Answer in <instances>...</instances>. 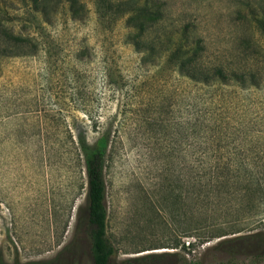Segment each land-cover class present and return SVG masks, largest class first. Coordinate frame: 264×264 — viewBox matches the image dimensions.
<instances>
[{
  "label": "rangeland",
  "instance_id": "obj_1",
  "mask_svg": "<svg viewBox=\"0 0 264 264\" xmlns=\"http://www.w3.org/2000/svg\"><path fill=\"white\" fill-rule=\"evenodd\" d=\"M142 2L0 0L31 41L0 57V264H92L78 146L102 135L112 264H264L242 254L264 250V0H147L136 51ZM197 40L225 82L176 71Z\"/></svg>",
  "mask_w": 264,
  "mask_h": 264
},
{
  "label": "trees",
  "instance_id": "obj_2",
  "mask_svg": "<svg viewBox=\"0 0 264 264\" xmlns=\"http://www.w3.org/2000/svg\"><path fill=\"white\" fill-rule=\"evenodd\" d=\"M30 4L35 5L38 0H28ZM70 11L73 12V7L70 5ZM137 15H133L126 20V26L135 34L130 38V43L134 46L136 51H145L148 47L140 44V37L147 31V28L153 25L154 18L143 17L149 12L147 8V0H143L139 9H135ZM148 16V15H147ZM261 28H264V21L255 19ZM185 29H181L177 35V43L171 50L170 57L176 55L182 47H184ZM129 40V39H128ZM30 40L20 36L8 35L0 32V57H21L29 53L24 50ZM199 40H197L192 47L189 46L182 57L177 58L176 71L185 78L200 83H208L209 81L225 82L229 76L227 71L219 65L203 67L199 65ZM230 78L234 80V73H230ZM107 147V139L105 135L98 137L93 143H87L84 139L79 140V151L82 156L84 176H85V204H86V226L87 235L89 239V254L92 264H112L111 259L114 254L113 247L109 243L105 229H106V206H105V184L103 177V169L105 163V154ZM225 234H218L217 238L224 237ZM246 238H252L248 236ZM245 239L243 236H233L230 238H222L218 244H231L240 242ZM190 244V243H189ZM238 244V243H236ZM230 249L235 250L236 246H229ZM245 250V249H242ZM246 251V250H245ZM235 252V251H234ZM236 255L239 253H230ZM245 259L250 262H256L264 256V250H250L242 253ZM144 259H149L148 264H157L160 261V256H148L140 259V264H147Z\"/></svg>",
  "mask_w": 264,
  "mask_h": 264
},
{
  "label": "built area",
  "instance_id": "obj_3",
  "mask_svg": "<svg viewBox=\"0 0 264 264\" xmlns=\"http://www.w3.org/2000/svg\"><path fill=\"white\" fill-rule=\"evenodd\" d=\"M184 244H185V246L188 248V246H189V241H188V240H185V241H184Z\"/></svg>",
  "mask_w": 264,
  "mask_h": 264
}]
</instances>
